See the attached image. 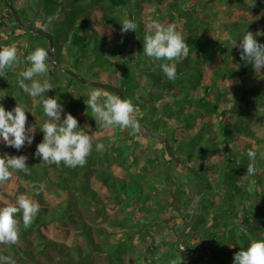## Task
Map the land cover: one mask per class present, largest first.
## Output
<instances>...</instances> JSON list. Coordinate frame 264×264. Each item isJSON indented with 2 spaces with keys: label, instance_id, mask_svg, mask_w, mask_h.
Segmentation results:
<instances>
[{
  "label": "trees",
  "instance_id": "1",
  "mask_svg": "<svg viewBox=\"0 0 264 264\" xmlns=\"http://www.w3.org/2000/svg\"><path fill=\"white\" fill-rule=\"evenodd\" d=\"M11 2L30 23L46 28L48 18L53 17L46 29L59 60L67 66L75 64L98 81L106 77V82L121 87L124 98H131L138 109L137 120L164 133L174 151L200 171V216L185 235L184 247L191 252L208 248L212 264H233L236 252L253 239H264V69L255 72L241 59V50L230 43L233 39L239 43L247 31L264 43V0ZM0 5L6 8L5 0ZM124 18L137 24L135 32L121 33ZM151 20L175 23L189 45L187 57L170 62L176 65L174 81L160 68L164 61L143 53L145 26ZM0 26L13 33L1 44L20 37L16 29L22 27L13 15L9 22L0 20ZM24 30L33 34L23 59L28 67V52L46 49L49 39ZM46 64L43 78L53 80L54 86L46 96L56 98L64 113L77 118L80 130L92 136L93 147L83 167L43 163L36 157L47 119L40 97L37 115L26 112V128L34 127L32 144L26 142L17 150L0 139V156L25 155L31 171L30 175L17 171L5 182L11 183V203L27 194L40 205L27 229L22 213L16 215L19 241L0 244V256L15 264H206V257L186 260L177 249V237L196 205L195 173L169 156L161 139L142 130L136 134L146 140L130 134V129L103 127L85 103L88 89H70L75 82L89 85L48 60ZM58 70L68 75L66 84ZM13 74L10 68L0 74V91L7 93L0 104L7 111L16 103L27 106L31 102ZM97 143L104 144L103 151L96 150ZM250 149L257 153L254 175L247 174ZM33 184L42 188L39 195ZM46 186L65 191L66 202L50 206ZM7 204L0 198V207ZM79 207L91 208L92 220L86 214L77 217ZM112 210L122 215H113ZM165 212L181 221L170 225Z\"/></svg>",
  "mask_w": 264,
  "mask_h": 264
},
{
  "label": "clouds",
  "instance_id": "2",
  "mask_svg": "<svg viewBox=\"0 0 264 264\" xmlns=\"http://www.w3.org/2000/svg\"><path fill=\"white\" fill-rule=\"evenodd\" d=\"M53 17H49L45 27L52 24ZM121 33L135 32L137 24L129 18L120 22ZM232 48L240 49V57L243 61L251 64L255 72L264 69V43H259L251 31L243 36L239 43L233 39L230 41ZM143 53L146 57L155 61H164L159 66L166 77L174 81L176 79V65L170 63L187 57L189 45L184 36L177 30L175 23L163 24L151 20L145 26L143 37ZM46 60L49 53L42 47H37L25 57L26 67L18 77L19 87L29 96L40 97L44 115L47 117L42 125L43 140L36 146L35 156L40 157L43 163L60 165L61 162L67 167H83L87 157L92 151V136L81 129L77 118L71 113H64V107L56 98L46 96V93L54 89L48 78H43L48 72ZM21 62L18 44L13 42L0 49V74L6 68L15 69ZM6 91H0V100L6 96ZM85 102L91 109L95 120L102 123L105 128L119 126L130 129L134 135L140 130V123L135 116L136 109L131 98H121L118 94H109L101 88H90ZM26 106L18 104L7 111L0 104V139L6 146L20 150L25 143L31 145L34 138V127H27ZM64 118L61 119V114ZM97 151L104 150L103 143L96 144ZM250 163L247 174L254 175L255 160L257 153L253 150L247 152ZM264 158V153L261 154ZM28 157L25 155L0 156V184L9 181L13 174L22 171L30 175L27 166ZM239 163V161H237ZM36 195L42 191L35 184L32 185ZM40 210L38 202L27 194L16 197L15 204L9 203L0 207V244H16L20 237V222L16 215L22 213L24 229L31 226L34 218ZM2 264H15V261L6 256H0ZM172 264H176L173 261ZM233 264H264V239H253L247 248H241L234 254Z\"/></svg>",
  "mask_w": 264,
  "mask_h": 264
},
{
  "label": "water",
  "instance_id": "3",
  "mask_svg": "<svg viewBox=\"0 0 264 264\" xmlns=\"http://www.w3.org/2000/svg\"><path fill=\"white\" fill-rule=\"evenodd\" d=\"M6 6L9 8L11 11L13 17L15 18V21L24 29H29L32 32H36L42 36H45L49 39V45L45 49L49 53V62L57 65L59 68L62 70L66 71L69 73L71 76L75 77L79 81L88 84L89 86L93 87H101V88H106V89H111L113 91H116L118 95L121 96V98H124L123 91L121 87L114 85L109 82H104V81H98V80H93V79H88L81 75L80 73L76 72L75 70L63 65V63L59 60L58 56L56 55V52L54 50V39L52 35L49 34L48 30L44 28L41 25L38 24H32L30 22H26L21 18V15L17 8L13 5L11 0H5ZM140 123V130L143 132L153 135L159 139H161L164 142L166 152L169 156H171L176 162L180 163L184 167L190 169L193 171L196 175L197 178V191L195 194L196 198V205L195 209L192 212V215L190 219L184 224L182 227L178 237H177V249L181 252L182 256L186 260H192L195 261L201 257H206L208 259V262L206 264H212L213 263V253L210 249L208 248H200L197 252H191L189 251L186 247L183 245V240L185 238V235L189 231V229L193 226L195 222L198 221L199 216H200V211H201V205H200V198L203 193V178L200 173V171L193 165L187 163L183 158H181L173 149L171 142L169 139L166 137V135L151 126H149L147 123L138 120Z\"/></svg>",
  "mask_w": 264,
  "mask_h": 264
},
{
  "label": "rangeland",
  "instance_id": "4",
  "mask_svg": "<svg viewBox=\"0 0 264 264\" xmlns=\"http://www.w3.org/2000/svg\"><path fill=\"white\" fill-rule=\"evenodd\" d=\"M11 17H12V15H11V11L9 10V8L7 6L5 8V7L0 5V20L5 21V22H9V21H11ZM26 22H30V21L26 20ZM32 24H34V23H32ZM16 33H20V37L15 41L8 42V44H11L13 42L18 44V50H19V53L21 56V62L13 70L14 71L13 75H14L15 79H18L20 73L26 68V66H24V60L23 59H24V56H25L27 49H29V47H28L29 46V41H28L29 38L28 37L33 36V34L30 32H28V34L25 33V30L23 28H17ZM12 35H13L12 31L10 29H8L7 26H4V27L0 26V46L2 45L1 46L2 48L4 46L8 45V44H5V45L1 44L2 39H11ZM35 38L37 39V37H35ZM30 53L31 52H28V54H30ZM63 65H65V64H63ZM65 66H67V65H65ZM67 67L75 70L76 72L80 73L81 75H83L84 77H86L88 79H96L87 71H84L81 68H78L75 64L70 63V66H67ZM83 67H84V69L87 70L86 64H83ZM57 72H58V75L60 77L62 76L64 78L63 82L66 84L68 82V77H67L68 75L66 73H63L61 70H58ZM14 77H12V78L10 77V80L14 79ZM96 80H100V79H96ZM103 81L106 82L107 78L103 77ZM50 82L53 83V80H50ZM79 84L76 82L73 83L72 86L70 87V89H88V91H89L90 88H101V87H93V86L82 87L83 85L80 86ZM101 89H104V88H101ZM38 101H39V97H36V98L31 97V102L29 105L26 106V111H29L30 113H33L34 115H37L35 108H36ZM16 105H17V103L14 105V107ZM135 109H136V112H135V115H136V113L138 112V109L136 107H135ZM126 130H129V129H126ZM135 136L141 137L143 140H146V138L142 134H135ZM158 145L161 147L162 144L159 143ZM163 154L167 157V154H165V153H163ZM10 184L11 183H5L4 186H2V188H0V198L3 199L4 201H6L7 203H11V199H10L11 196L8 194L10 192V187H9ZM45 194H46L47 203L50 206H57L58 204H63L66 202V199L68 198V194L65 191L59 190V189L57 190L56 188H51L48 186L45 187ZM86 208L87 209L85 210L84 208L79 207V213H78L77 217L82 216L83 214L84 215L86 214L88 216V219L92 220L91 214L93 213V210L91 208L89 209V207H86ZM111 213L113 215H119V216L122 215L117 210H112ZM163 216L166 218L167 222L170 223V225L172 223H174L175 221H181V218L175 217L174 215L171 214V212H165L163 214ZM105 224L108 225L107 221L105 222ZM108 226L110 228H114L113 226H110V225H108ZM172 231H174V230H172ZM29 241H33V238H29ZM21 243H22V245H25V244H27V241L21 242Z\"/></svg>",
  "mask_w": 264,
  "mask_h": 264
}]
</instances>
